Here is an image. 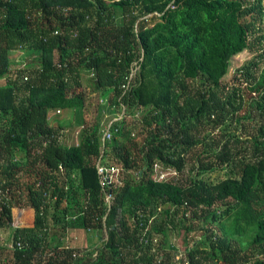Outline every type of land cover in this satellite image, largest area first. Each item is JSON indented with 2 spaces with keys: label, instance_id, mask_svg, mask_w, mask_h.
I'll return each mask as SVG.
<instances>
[{
  "label": "trees",
  "instance_id": "obj_1",
  "mask_svg": "<svg viewBox=\"0 0 264 264\" xmlns=\"http://www.w3.org/2000/svg\"><path fill=\"white\" fill-rule=\"evenodd\" d=\"M263 16V0H0V227L10 229L8 264H264V67L256 73L260 60H252L238 70L250 91L243 115L244 91L222 85L235 56L264 57ZM15 50L28 55L21 65ZM84 76L127 109L110 141L102 142L99 121L82 119ZM138 107L145 114L131 125L125 118ZM62 112L73 122L62 123ZM230 121L246 136L207 142ZM82 125L75 142L66 127ZM100 158L131 171L112 188L110 206ZM228 165L235 174L216 182L201 176ZM168 227L184 231L180 255L174 242L164 244ZM77 228L102 244L88 252L72 244L65 236ZM195 229L200 238L191 241Z\"/></svg>",
  "mask_w": 264,
  "mask_h": 264
},
{
  "label": "rangeland",
  "instance_id": "obj_2",
  "mask_svg": "<svg viewBox=\"0 0 264 264\" xmlns=\"http://www.w3.org/2000/svg\"><path fill=\"white\" fill-rule=\"evenodd\" d=\"M263 5H264V0H263ZM261 24L264 28V16L262 17ZM27 56L28 55L27 53L24 52V50H15L11 52V58L13 62L15 63L14 65H21L25 61V59H27ZM256 58H258L256 57V54L253 52H250L249 50H246L240 55L235 56L232 59L230 69L228 70L224 78L222 79V85H225V89H229L232 87H238L242 91H244V92H241L242 98H243V108H242L243 110L241 109V111L239 112L240 115H243L246 112L245 108L247 107V101L250 99L248 97L250 94V91L249 89L245 88L247 81H245L243 77H240L238 70L241 69L249 61L260 60V68L257 69L256 71L257 73L258 71H260L261 68L264 67V57H259L258 59ZM85 78L86 77L84 76L83 86L87 93V101H86L87 105H86L85 110L82 112L83 121H86L87 124H93V122L97 120L99 121L101 128H103L110 120L114 118H119L118 120H116V123H120L122 121V115H124L125 112L127 111L126 107L118 108V107L113 106L114 105L113 100H110L109 98L111 91L107 90L104 93L103 90L94 89L93 87H91V85L87 82ZM4 82H5L4 79H0V84H3ZM194 83L196 85L201 84L202 80L195 79ZM253 94L255 95V93L252 92L251 96ZM239 100L240 99L237 98V101H236L237 104ZM144 110L145 109L143 107L142 108L138 107L137 109L135 108V111L133 113H128L125 119H127L128 123H131V125H138L139 122L142 120V116L145 114ZM52 116H53L52 118L55 117L54 114H52ZM59 117L62 123H66V121L73 122L74 120V115L69 114V113L65 114L64 112H62L60 113ZM66 128H68V130L70 131L73 129V132H72L73 134L71 135L73 136L74 141L77 142L79 140L80 132L82 131L83 125L81 127L78 126L77 128L75 127L73 128L66 127ZM221 134H227V135L233 134L236 136L241 135L242 137V136H246L247 131L246 130L244 131L241 128V125H238L235 121H230L227 123V125L223 129L222 128H219L216 130L212 129L210 134L207 135V142L212 143L214 136H221ZM198 148L200 149L201 147H198ZM203 149L206 151L211 150L209 145L207 146L205 145ZM191 167H192V164L188 163L186 165V169L182 171V173L179 175V178H183L184 180L189 174ZM130 172L131 171L124 170L122 179L127 178ZM231 174H235V172L233 171L232 166L228 165V166H223V167L222 166L217 167L210 171H206L202 173L201 176L207 181L216 182ZM160 209L161 208H159L158 210ZM156 215H157L158 220L162 219L163 217V213L161 211L156 212L155 216ZM50 217L51 216H49V218ZM9 230L10 229L8 226L0 227V243L5 242V238L7 237ZM67 232H68L67 234H68L69 239L72 237L71 243L79 247L85 246L84 248L86 252L94 248H97V246H100L102 244V241H96L95 239L96 234L94 231L77 228V229H69ZM165 232L167 234H166L164 244L169 245L168 244L169 241L174 242V244L178 247V250H179V251L177 250L176 252L178 253V255H180L181 251L183 252L185 245H187V241L185 240V237H184L185 235L184 231H182V229L180 228L176 229V228L168 227ZM152 233L154 236H156V241H157L160 235L159 231L158 232L152 231ZM198 233H199V230L195 229V230H190L187 234H188L189 239L193 238L194 240V239L200 238ZM74 235L75 237H73ZM98 235H100L101 237H104L102 233H99ZM161 235L163 237V232L161 233ZM65 242H66V239H65ZM11 258H12L11 247L8 246V247H3L0 249V264L10 263Z\"/></svg>",
  "mask_w": 264,
  "mask_h": 264
},
{
  "label": "built area",
  "instance_id": "obj_3",
  "mask_svg": "<svg viewBox=\"0 0 264 264\" xmlns=\"http://www.w3.org/2000/svg\"><path fill=\"white\" fill-rule=\"evenodd\" d=\"M138 68V65L134 66L133 70L131 71L130 75L128 76V81L126 83H123L122 86L126 89L129 86V82L133 76V74L135 73L136 69ZM23 79L27 78L28 75L27 74H23ZM58 112H61V110L59 109ZM124 118V115H122V119ZM119 118H114L112 120H110L101 130V140L104 143L105 141H110L113 138V135L118 132L120 130L121 127V122L120 123H116V120H118ZM61 170L63 171V167H61ZM97 170H98V176H99V181L100 184L104 190V195H105V199L108 203V205H111L112 202V197H113V193H112V188L113 187H119L123 184V180L122 176H123V172H124V168L122 166L119 165H114V164H109L104 162L101 158L99 159L98 163H97ZM167 172L162 171L160 173V179H163L164 177L167 176ZM154 217L151 216L150 220ZM148 224V223H147ZM146 227H148V225H146ZM91 230V229H88ZM66 239H68V234H66ZM75 237V235L73 236ZM154 240H156V236L153 237ZM5 244H7V247H12L13 243L12 241H8V242H4ZM19 244V242H17ZM94 254H96V251L94 252Z\"/></svg>",
  "mask_w": 264,
  "mask_h": 264
}]
</instances>
